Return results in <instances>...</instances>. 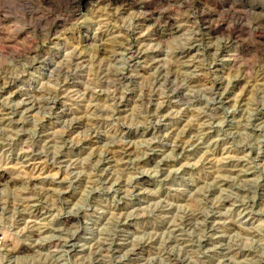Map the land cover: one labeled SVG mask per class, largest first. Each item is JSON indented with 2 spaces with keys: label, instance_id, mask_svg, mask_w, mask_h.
<instances>
[{
  "label": "clouds",
  "instance_id": "obj_1",
  "mask_svg": "<svg viewBox=\"0 0 264 264\" xmlns=\"http://www.w3.org/2000/svg\"><path fill=\"white\" fill-rule=\"evenodd\" d=\"M0 264H264V0H0Z\"/></svg>",
  "mask_w": 264,
  "mask_h": 264
}]
</instances>
